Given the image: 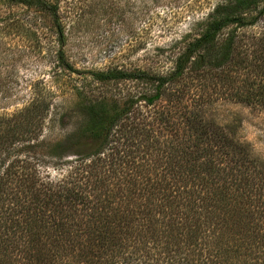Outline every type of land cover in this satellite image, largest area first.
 <instances>
[{
	"label": "trees",
	"instance_id": "1",
	"mask_svg": "<svg viewBox=\"0 0 264 264\" xmlns=\"http://www.w3.org/2000/svg\"><path fill=\"white\" fill-rule=\"evenodd\" d=\"M60 1L0 3L24 8L33 12L32 16L49 15L58 42L63 44ZM147 1L150 0L140 3L148 6ZM132 5L137 6V2ZM196 9L209 14L197 23L192 36L183 38L184 46L167 74L122 67L92 73L97 83L139 82L152 87L154 94L122 103L81 97L84 126L45 146L51 160L62 162L76 156L79 178L54 185L43 181L36 170L16 177L13 164L0 171V264H264V171L257 169V160L248 156L233 159L229 153L232 151L224 144L222 152L201 155L204 150H198V144H203L198 141L197 151L189 150L182 162L174 160L178 151L171 150L177 169L171 167L169 181L152 190L147 186L138 189L131 174L145 176L142 166L131 160L133 152L121 148L132 139L121 143L126 130L141 135L138 125L130 122L140 102L153 106L170 86L187 77L207 78L231 64L246 63L247 59L237 61L240 33L264 23V0H207ZM31 26L30 21L25 23L0 13L1 32L7 27L29 31ZM225 31L229 34L221 43L220 36ZM252 37L263 46L264 25ZM56 59L60 67L74 72L64 51L58 50ZM259 60L264 62V57ZM260 76L264 80V71ZM84 93L83 87L77 89V97ZM259 94L255 96L264 102V87ZM50 107L48 99L33 98L15 115L0 116V129L7 131L6 135L0 131L3 150L9 154L10 141L37 136ZM198 116L187 118V123L200 126L201 136L208 134V129L197 121ZM111 178H117L116 190L109 189ZM10 179L17 180L19 189L23 188L22 197L14 196ZM220 201H239L248 206L244 210L251 226L238 247H224L215 233L207 235L211 226L216 228L214 214ZM224 210L227 214L230 211Z\"/></svg>",
	"mask_w": 264,
	"mask_h": 264
},
{
	"label": "rangeland",
	"instance_id": "2",
	"mask_svg": "<svg viewBox=\"0 0 264 264\" xmlns=\"http://www.w3.org/2000/svg\"><path fill=\"white\" fill-rule=\"evenodd\" d=\"M206 1L150 0L147 6L140 0H61L63 44L58 42L49 15L32 16L33 12L24 8L0 3V13L32 23L29 31L24 27H7L0 31V116L15 115L33 98L51 101L42 131L37 136L10 141L9 154L0 145V162L3 161L0 171L4 172L13 164L12 173H16V177H25L36 170L43 181L54 185L79 178L81 172L76 167V156L62 162L51 160L50 150L45 146L63 140L84 126L86 119L79 107L81 97L122 103L154 94L152 87L139 82L97 83L92 80V73L122 67L167 74L173 67L174 57L184 46L186 40L183 38L192 36L197 31V23L209 14L196 9V5ZM134 2L137 6L132 5ZM146 6L147 9L141 10ZM263 25L262 22L240 33L237 61L247 59L245 64H231L207 78L187 77L170 86L153 106L143 101L136 106L137 114L130 122L138 125L141 135L126 130L121 143L132 139L121 144V148L133 152L131 160L142 166L145 176L131 174L138 189L147 186L152 190L169 181L171 167L174 171L177 169L171 150L178 151L174 160L182 162L189 150L197 151L198 141L203 144H198V150H204L201 155L222 152L224 144L233 152H229L233 155L231 158L248 156L257 160L260 167L257 169L264 171V102L260 96H255L260 95L264 87L260 76L264 62L259 60L264 57V44L262 46L252 37ZM228 34V31L222 33L221 43ZM58 50L64 51L74 72L59 66ZM82 87L85 93L79 98L77 89ZM196 114L199 115L197 121L208 129V134L201 136L200 126L187 123V118ZM0 131L7 133L4 128ZM111 179L114 182L111 180L109 189L116 190L119 187L117 178ZM13 183L14 196L22 197L23 188L19 189L17 180ZM8 203L7 197L5 207ZM218 203L220 208L214 214L216 228L211 226L207 235L215 233L224 247H238L251 226L248 212L244 210L248 206L239 201ZM226 208L230 209L228 214Z\"/></svg>",
	"mask_w": 264,
	"mask_h": 264
}]
</instances>
